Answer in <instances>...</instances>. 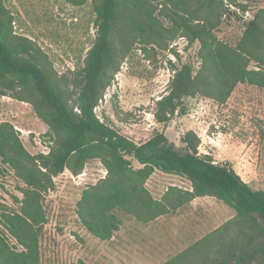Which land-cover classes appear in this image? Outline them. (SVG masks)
I'll list each match as a JSON object with an SVG mask.
<instances>
[{"label": "trees", "instance_id": "trees-1", "mask_svg": "<svg viewBox=\"0 0 264 264\" xmlns=\"http://www.w3.org/2000/svg\"><path fill=\"white\" fill-rule=\"evenodd\" d=\"M67 1L90 4L95 37L75 69L59 76L36 43L14 33L13 16L0 0V96L30 104L48 127L50 143L48 153L32 155L15 127L0 123V164L25 185L20 211L4 214L1 222L22 250H11L0 238V264H39L42 195L55 188L54 178L65 170L77 176L93 160L100 161L106 176L86 188L77 203L80 223L93 237L109 241L120 230L115 211L148 224L209 197L229 207L233 217L164 264H264V191L251 187L230 164L201 154L194 131L180 138L182 148L163 132L175 116L186 114L188 98L222 105L238 84L264 89V7L229 44L216 30L237 0ZM177 37L197 44L198 66L171 64L167 90L154 103L157 128L151 137L138 143L101 121L95 110L134 47L166 50ZM156 171L179 176L190 187L170 186L155 198L146 183Z\"/></svg>", "mask_w": 264, "mask_h": 264}, {"label": "rangeland", "instance_id": "rangeland-1", "mask_svg": "<svg viewBox=\"0 0 264 264\" xmlns=\"http://www.w3.org/2000/svg\"><path fill=\"white\" fill-rule=\"evenodd\" d=\"M237 4L246 10L230 5L216 30L217 37L229 44L236 43L244 22L252 20L255 12L264 7V0H237ZM5 6L13 16L14 33L36 43L59 76L75 69L95 37L89 3L75 6L67 0H5ZM197 49V44L190 46L179 37L166 50L153 45L135 46L96 108L97 117L135 142L148 140L157 128L154 103L167 90L171 64L191 63L197 67ZM173 52L180 57V63ZM184 102L186 114L175 116L163 129L168 141L182 148L180 138L194 131L201 140V154L230 164L251 187L264 191V89L244 83L238 84L222 105L199 96ZM2 122L15 127L30 154L48 153V127L37 119L30 104L0 96ZM133 167L138 164L133 163ZM105 176L100 161L93 160L77 176L65 170L54 178L55 188L41 199L45 220L37 230L39 264H125L112 251V243L89 234L77 215L82 192ZM170 186L186 189L190 184L179 176L160 172L148 182L155 195H163ZM24 188L13 170L0 164V238L13 251H21L22 247L1 222L4 214L20 211ZM217 204L230 211L224 204ZM114 214L121 222L120 230H141V224L133 219L117 211ZM169 225H175V221Z\"/></svg>", "mask_w": 264, "mask_h": 264}, {"label": "crops", "instance_id": "crops-1", "mask_svg": "<svg viewBox=\"0 0 264 264\" xmlns=\"http://www.w3.org/2000/svg\"><path fill=\"white\" fill-rule=\"evenodd\" d=\"M149 180L146 183L147 188L155 198H160L161 194L155 195L148 187ZM209 199L196 198L151 223H139L141 230H118L109 240L113 246L112 251L120 258V262L125 264H164L231 219V209L228 211L217 204L215 199ZM172 220L175 225L168 226Z\"/></svg>", "mask_w": 264, "mask_h": 264}]
</instances>
